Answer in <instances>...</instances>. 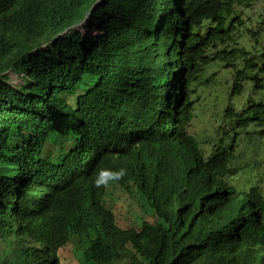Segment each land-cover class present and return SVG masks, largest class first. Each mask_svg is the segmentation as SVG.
<instances>
[{
    "label": "trees",
    "instance_id": "obj_1",
    "mask_svg": "<svg viewBox=\"0 0 264 264\" xmlns=\"http://www.w3.org/2000/svg\"><path fill=\"white\" fill-rule=\"evenodd\" d=\"M93 1L58 0L53 8L38 3L19 26L13 25L18 0L0 1V76L7 79L4 72L14 70L24 78L19 87L0 78V233L11 254L1 253L0 264H60V247L74 264H237L232 252L244 264H264V193L255 186L240 193L225 178L240 168L230 167L232 149L204 159L186 132L189 81L218 60L233 68L230 98L245 78L261 94L248 96L242 110L229 99L224 118L235 128L260 126L264 133V0H99L90 16L114 29L111 35L116 30L130 39L134 51L151 49L150 32L163 35L162 51L153 53L162 70L149 69V77H163L168 87L153 93L146 112L138 111L136 96L113 66L118 50L111 53L104 40L86 38L77 26ZM255 2L262 13L252 26L240 12ZM122 57H133L130 47ZM185 68L181 121L162 126V105L180 103L174 82ZM153 128L174 138L145 136L122 183L151 211L138 230L122 229L101 205L82 202L69 208L56 232L32 227L29 217L40 210L45 222L43 210L55 196L62 201L72 194V180L94 162L88 143L94 133L125 136V144ZM54 182L61 184L56 191ZM173 187L192 198L201 216L172 197ZM208 226L218 228L226 246Z\"/></svg>",
    "mask_w": 264,
    "mask_h": 264
},
{
    "label": "clouds",
    "instance_id": "obj_2",
    "mask_svg": "<svg viewBox=\"0 0 264 264\" xmlns=\"http://www.w3.org/2000/svg\"><path fill=\"white\" fill-rule=\"evenodd\" d=\"M98 1L99 0H94L91 3V5L85 11L83 16L80 18L77 26H80L81 33L86 38L104 40V43L108 45L109 51L111 53H115V52L117 53L116 50H118L120 55L119 58L117 59V62H115L113 66L116 69V71L124 77V79L129 84L133 94L136 96L138 111L146 112V108L152 101L153 93L155 91L161 92L165 87H168L163 77H158V76L149 77V69L162 70L159 61L158 62L153 61V53L162 51V48L164 46L163 35L157 34L154 31L150 32L152 35V41L150 44L151 49L141 46L137 52L134 51L130 44V39L128 40L125 36L117 32L116 30L114 31V34L111 35L114 29L108 31L107 30L108 28H104L99 20L90 16L92 10H94V7L98 3ZM178 1L181 5H183V3L186 0H178ZM57 2L58 0H18L19 10L14 17L13 25L19 26L23 24L24 21L26 20V14L34 10L38 3H40L42 6L46 5L50 8H53L54 4H56ZM39 15L40 13H38L35 16L34 21ZM85 31L88 32L95 31L98 34L95 36H91L89 34L84 33ZM181 31L184 32V29L182 28ZM193 31H195V29ZM64 32L65 30L60 33H57L53 38H56L58 34L63 35ZM119 36L123 38V40ZM129 47L132 50L133 57L130 60L123 59L122 52L123 50L128 49ZM135 58H138L139 61L138 62L134 61ZM119 60L126 61L128 65L126 66L123 65L121 62H119ZM8 72H14L19 77L20 79L19 84H12L7 81L9 78ZM185 72H186V68L182 71L181 75L175 77V82H174V84L178 89L180 103L173 106L170 102H165L162 105L161 113L164 116V118L161 120L162 126L167 125L168 124L167 122L170 121L172 128H174L181 121L182 102L185 99L186 88H188V79L184 76ZM4 73H6L8 78L6 79L1 75L0 78L2 80L18 87L22 85L24 78L22 77L19 71L16 72L14 70H8ZM189 89L191 90L189 92V95L191 97L192 89L190 87V81H189ZM187 125H186V132H187ZM187 134L188 136H190L188 132ZM145 136H155L161 139L174 138L173 132L168 130H161L156 128L144 129L142 130L139 136L135 135L132 140H130L128 143L123 144L122 139H124L125 136H104L101 133H94L93 138L88 141L89 145L93 147L90 148V150L94 151V157H95L94 162L84 167V173L82 174V177L79 180H74V179L72 180L71 185L74 188L72 194L67 196L62 201H56V196H55L51 208L43 210L45 211V216H44L45 222H43V219L41 218L40 210H37L34 216L29 217L32 227L36 228L37 230H41L44 227L45 228L44 233L49 231L56 232L59 223L60 222L64 223L69 208L73 204H81V202L83 204H88L91 207H93L94 205H101V207H103L105 210L112 213L113 221L116 224L115 217L120 216V212L114 211L112 208L108 207L105 203L106 201L105 199L107 196L114 194L113 192H115L116 190L121 191L122 193H127L129 198L138 197L137 195H132L130 192L124 189L122 183H123V178L127 175V171L130 169L128 164H130L131 162H135V160L138 158L139 146L141 140ZM219 141L217 143H219ZM210 148L213 149L211 153L219 148L224 149L221 143L217 144L216 146H210ZM199 150L203 158L206 159L207 156L204 157L201 151L203 150V148ZM229 150H231V148L226 149L225 151H229ZM227 176L225 178L227 180H231V178H227ZM60 185H61L60 183L54 182L55 191L60 187ZM172 189H173L172 192L173 198L177 196L181 198L184 203H186L187 205L189 204L190 207L192 208L194 207V209L198 208L196 207L192 198L186 192L181 191L177 187H173ZM258 189L261 190V188ZM239 192L242 193L241 191ZM117 199L118 198L116 197L115 200ZM187 201H189L190 203ZM142 202L145 203L144 201ZM199 216H201L200 213L196 217ZM122 229H127V228H122ZM58 249H59L58 251L62 250L65 252V254H63L65 257L68 256L67 251L64 250L63 247H60ZM232 253L234 256L232 258L234 260L233 261L234 263L236 262L238 264L239 262H241V264H244L243 257L235 254L236 252H232Z\"/></svg>",
    "mask_w": 264,
    "mask_h": 264
},
{
    "label": "rangeland",
    "instance_id": "obj_3",
    "mask_svg": "<svg viewBox=\"0 0 264 264\" xmlns=\"http://www.w3.org/2000/svg\"><path fill=\"white\" fill-rule=\"evenodd\" d=\"M260 8L261 3L255 2L249 7L248 13L243 10L240 16L245 19L246 24L253 26L260 20L259 14L262 13ZM134 61L138 62L139 59L135 58ZM119 62L125 66L128 65L124 60H119ZM8 75V82L19 84L20 79L14 72H8ZM232 76V67H226L218 60H212L202 67L192 81L190 80L193 101L187 132L196 141L198 148H203L201 151L204 157L213 150L210 146L221 143L225 150L231 148L234 158L230 167L240 166V168L233 173H226L227 178H231L232 184L238 191L245 192L251 186H255L261 188L259 191L264 193V133L261 135V127L250 125L241 129L235 128L229 120L224 118L223 113L229 99L236 110H242L246 106L248 96L254 99L261 98L260 90L255 89L251 81L245 78L242 81L241 92L230 98ZM233 135L234 140H231ZM113 193L106 197L105 203L114 211L120 212V216L115 217L116 224L121 228L138 230L142 218L150 217L149 206L138 197L129 198L127 193L117 190ZM116 197L117 200H115ZM179 210L182 212L181 208ZM190 210L193 212V217L199 215L198 208L190 207ZM187 223L190 224L191 221L188 220ZM204 224L208 225V222ZM206 229L219 244L223 246L227 244V239L222 238V235L218 233V228L208 226ZM2 245L4 242L0 233V254L8 253L7 257L11 259L9 248ZM63 254L65 252L60 250V264H74V259L70 255L67 254L68 256L65 257ZM7 257L4 256L3 259Z\"/></svg>",
    "mask_w": 264,
    "mask_h": 264
},
{
    "label": "bare ground",
    "instance_id": "obj_4",
    "mask_svg": "<svg viewBox=\"0 0 264 264\" xmlns=\"http://www.w3.org/2000/svg\"><path fill=\"white\" fill-rule=\"evenodd\" d=\"M90 24V23H89Z\"/></svg>",
    "mask_w": 264,
    "mask_h": 264
}]
</instances>
